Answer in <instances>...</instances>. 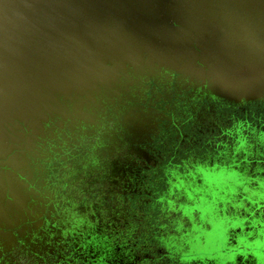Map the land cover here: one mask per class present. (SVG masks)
Listing matches in <instances>:
<instances>
[{
    "label": "rangeland",
    "instance_id": "rangeland-1",
    "mask_svg": "<svg viewBox=\"0 0 264 264\" xmlns=\"http://www.w3.org/2000/svg\"><path fill=\"white\" fill-rule=\"evenodd\" d=\"M68 3L76 5L69 9ZM242 45L250 49L246 60L237 55ZM213 50L218 61L206 57ZM150 56L160 62L161 58L177 60L195 68L201 78L209 76L217 62L226 71L223 59L229 62L233 57L231 64L236 60L245 64L232 66L240 76L215 70L212 78L217 87L230 93L238 89L235 95L260 92L264 87V0H0V264H83L78 259L97 264L90 238L73 255L55 241L53 226L57 225L48 215L51 202L40 189L38 166L46 148H61L59 137L68 135L74 123L81 125L84 116L78 115L77 104L94 81L99 64L109 65L110 58L147 60ZM84 78L89 79L83 83ZM96 99L83 111L96 109ZM138 115L128 118L133 132L142 123ZM207 176L226 187L235 183L223 182L234 180L227 175ZM250 188L248 184L246 189ZM170 190L177 194L173 186ZM238 190L233 188L232 195H226L224 205L199 203L200 220L209 212V225L219 230L214 247L208 241V245L179 249L182 241L175 236L170 241L173 248L166 249L170 256H176L174 248L182 259L213 252L233 255L229 223L240 220L229 208L238 203ZM195 227L201 232L206 229ZM113 255L105 250L100 263L124 264Z\"/></svg>",
    "mask_w": 264,
    "mask_h": 264
},
{
    "label": "flooded vegetation",
    "instance_id": "flooded-vegetation-1",
    "mask_svg": "<svg viewBox=\"0 0 264 264\" xmlns=\"http://www.w3.org/2000/svg\"><path fill=\"white\" fill-rule=\"evenodd\" d=\"M134 86L108 101L97 98L100 114L81 118L59 137L61 148L41 155L40 189L51 202L55 241L73 255L90 238L97 264L105 250L124 264H264V98L227 103L173 71ZM136 114L142 123L133 132L128 118ZM214 173L235 183L208 180ZM233 188L238 203L229 210L240 220L229 223L234 254L182 259L174 248L170 256L175 236L179 249L216 245L219 230L209 225V212L200 220L199 203L224 205Z\"/></svg>",
    "mask_w": 264,
    "mask_h": 264
},
{
    "label": "water",
    "instance_id": "water-1",
    "mask_svg": "<svg viewBox=\"0 0 264 264\" xmlns=\"http://www.w3.org/2000/svg\"><path fill=\"white\" fill-rule=\"evenodd\" d=\"M68 4H69V9H71L73 5H76L74 3H68ZM75 19L79 20L80 17H77ZM104 29L108 31L109 28H107V25H104ZM212 55H215L214 50L212 52L209 51L206 53L207 58L217 59V61L219 60L217 58V54L211 57ZM224 58H228V57L224 56ZM223 60H224V64H222L221 66L223 67L225 65L224 68L226 69V71L225 70L221 71L218 68L217 65L218 62L216 64L217 67L214 68L216 71H221L222 73H227V74L229 71L230 74H232L233 76L234 75L240 76L238 74L233 73L232 66L236 62H242V61L236 60L230 65L228 61L226 62V59ZM107 61H108L107 63L110 64L108 65L106 63H103L101 66L99 64L97 70H95L94 72V77H95L94 81H92L91 84L87 86L88 88H86L85 91L84 90L82 91L81 94L82 97L79 98L81 103L77 104L79 105L77 112L78 113L80 112L78 115L86 116L94 113L95 116H98L102 110V107L95 109L94 112H89L91 108H89L86 111H83L84 106L85 105L91 106L93 104L92 100L94 101L96 98H98L100 102L108 101L109 98L115 97L118 94H120V91L122 89H127L128 87L135 85L144 77L155 75L160 72L163 73L164 70L177 72L178 74L182 75L184 79L185 78L189 79L191 83L195 85V87H199L201 88L202 91H204L208 95L227 103H240L243 100L253 101L264 98V87L263 90L257 93H252V94L241 93L240 95H235L226 91L223 88L219 89L220 87L219 88L217 87L215 83V79H213L216 76L215 70L213 71L211 69V73L209 74V76H207L206 78L205 77L201 78L198 74H196L193 71V69L195 68L188 67L185 64L182 65V63L178 62L177 60H174L173 62L172 61L169 62V61H164L161 58V62H160L157 60L155 56H150V58L147 60L145 58L136 57V59L124 58L122 60L118 58H110ZM87 79L89 78H84L83 83ZM75 114L77 113L75 112ZM139 117L140 115L137 116V118Z\"/></svg>",
    "mask_w": 264,
    "mask_h": 264
},
{
    "label": "bare ground",
    "instance_id": "bare-ground-1",
    "mask_svg": "<svg viewBox=\"0 0 264 264\" xmlns=\"http://www.w3.org/2000/svg\"><path fill=\"white\" fill-rule=\"evenodd\" d=\"M249 51H250V49L248 48V45H242L237 55L242 56L243 59L246 60V59H248V56H249V54H250ZM232 60H233V57L230 58V60H229V63H230V64H231ZM261 76H262V74H261ZM233 90H235V89H233ZM233 90H232V91H233ZM254 91H257V90H254ZM239 92H240V91L237 89L235 92H232V93L239 94ZM248 92H249V91H248ZM246 93H247V92H246Z\"/></svg>",
    "mask_w": 264,
    "mask_h": 264
}]
</instances>
